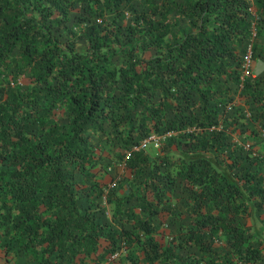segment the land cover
Segmentation results:
<instances>
[{
	"label": "trees",
	"instance_id": "trees-1",
	"mask_svg": "<svg viewBox=\"0 0 264 264\" xmlns=\"http://www.w3.org/2000/svg\"><path fill=\"white\" fill-rule=\"evenodd\" d=\"M263 22L264 0H0V256L216 264L222 237L223 261H264V161L227 113L232 89L259 100L242 60ZM117 144L123 195L99 183Z\"/></svg>",
	"mask_w": 264,
	"mask_h": 264
},
{
	"label": "rangeland",
	"instance_id": "rangeland-1",
	"mask_svg": "<svg viewBox=\"0 0 264 264\" xmlns=\"http://www.w3.org/2000/svg\"><path fill=\"white\" fill-rule=\"evenodd\" d=\"M250 1L253 2V0ZM124 15L128 17L129 13L126 11ZM261 27V33L257 37L256 44V50L260 51V54L251 60L246 59L247 55H245L242 60L244 66L242 76L243 78L250 79L253 83H257L259 100L251 102V93L248 96H239V90L232 89V104L227 108L228 116L236 118V127L239 128V131L235 130L234 133L231 134L230 140L237 144L238 147L245 150L248 149V151L252 152L250 155H256L259 158H262V154L264 153L262 152L264 145V22L261 24ZM250 47V44L246 45V49H250ZM142 139H140V141ZM112 142H114V139H112ZM133 149H135V145L133 146ZM153 150L155 149L148 145V147L143 151L149 155V152ZM158 150H160V148ZM121 153H123V147L120 144L116 145L113 156L107 151L103 152L105 171L99 175V183L105 192L108 189L115 187L118 195H123V193L126 192L127 180L123 179L122 176L125 175L124 177L127 178L128 171L125 170L122 159L118 158ZM259 171L260 173H264V167ZM183 194H185V191ZM98 205V215H100L103 219L108 220L109 205L105 202V197L103 195L98 198ZM248 222L251 223V233L253 235L248 245L251 244L254 246L256 240L264 242V212L260 211L254 213L252 219L248 220ZM156 229L157 231L162 230L161 223L156 227ZM215 246L223 259L226 257L234 259L231 253L227 251V247L225 246V242L222 237L216 240ZM223 259L221 262H217L216 264H246L237 263L236 261L230 263L223 261ZM23 261L24 259L20 258L16 264H22L24 263ZM4 262L7 264H14L12 262H6L4 258L0 256V264H3ZM140 264H144L142 259L140 260ZM255 264H264V261L260 260Z\"/></svg>",
	"mask_w": 264,
	"mask_h": 264
},
{
	"label": "built area",
	"instance_id": "built-area-1",
	"mask_svg": "<svg viewBox=\"0 0 264 264\" xmlns=\"http://www.w3.org/2000/svg\"><path fill=\"white\" fill-rule=\"evenodd\" d=\"M246 59L251 60L249 59L248 55L246 56ZM219 128L220 126H217V129ZM172 134L173 133H171L170 131H167L161 135L150 134L135 145V150H144L148 147V145L151 146L153 149L158 150L161 147L162 140ZM262 158L264 159V153L262 154Z\"/></svg>",
	"mask_w": 264,
	"mask_h": 264
},
{
	"label": "crops",
	"instance_id": "crops-1",
	"mask_svg": "<svg viewBox=\"0 0 264 264\" xmlns=\"http://www.w3.org/2000/svg\"><path fill=\"white\" fill-rule=\"evenodd\" d=\"M264 130V129H263ZM264 144V143H263ZM261 148H262V144H261ZM262 152H264V145H263V149H262ZM3 264H7V263H3Z\"/></svg>",
	"mask_w": 264,
	"mask_h": 264
}]
</instances>
